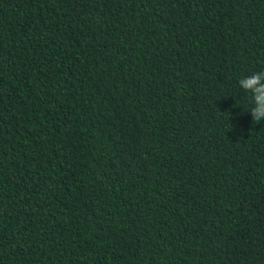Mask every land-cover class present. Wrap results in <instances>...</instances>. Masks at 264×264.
<instances>
[{
    "label": "trees",
    "instance_id": "16d2710c",
    "mask_svg": "<svg viewBox=\"0 0 264 264\" xmlns=\"http://www.w3.org/2000/svg\"><path fill=\"white\" fill-rule=\"evenodd\" d=\"M264 0H0V264H264Z\"/></svg>",
    "mask_w": 264,
    "mask_h": 264
},
{
    "label": "clouds",
    "instance_id": "9594fccd",
    "mask_svg": "<svg viewBox=\"0 0 264 264\" xmlns=\"http://www.w3.org/2000/svg\"><path fill=\"white\" fill-rule=\"evenodd\" d=\"M239 86L251 96L253 121L259 123L264 120V70L240 79Z\"/></svg>",
    "mask_w": 264,
    "mask_h": 264
}]
</instances>
